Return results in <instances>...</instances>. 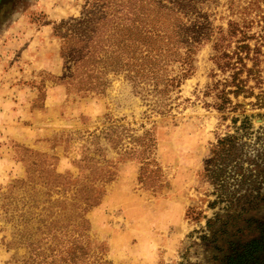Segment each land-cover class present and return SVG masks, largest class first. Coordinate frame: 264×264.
<instances>
[{
    "label": "rangeland",
    "instance_id": "374dc122",
    "mask_svg": "<svg viewBox=\"0 0 264 264\" xmlns=\"http://www.w3.org/2000/svg\"><path fill=\"white\" fill-rule=\"evenodd\" d=\"M93 1L0 0V264H223L201 236L224 249L264 237V61L252 96L218 113L228 73L207 28L256 21L263 0H170L192 6L175 11L174 42L140 29L128 58L113 14L90 42L70 32ZM141 43L148 59L133 60ZM243 116L219 187L206 160Z\"/></svg>",
    "mask_w": 264,
    "mask_h": 264
},
{
    "label": "trees",
    "instance_id": "16d2710c",
    "mask_svg": "<svg viewBox=\"0 0 264 264\" xmlns=\"http://www.w3.org/2000/svg\"><path fill=\"white\" fill-rule=\"evenodd\" d=\"M93 2L94 3H92L86 11V14H84V17L75 20V24L72 25L73 29L70 32L74 35L80 34L77 39L81 43L90 42L93 36L95 37L97 32L104 28L101 23L102 19L100 15L104 13L105 15L103 16L107 18L110 14H113L114 31L117 30L118 33H125L129 30L126 34H121L123 35L121 37L122 43H120L121 45H117L118 49L121 52L123 51V56H126L125 53L130 46H135L137 44L136 41L130 39V35L140 31V29L145 28V34L143 33L141 35L145 36L147 39H151L152 36L155 35V37L160 39H168V43L174 42V36L177 32L174 26L179 21L173 19L174 26H171L170 23L175 11L177 12V10H183L185 8L192 10V6L190 5L182 4L177 7L176 3L170 4V0H167V4L171 5L170 7L161 5V8V3L158 0H119L112 4H102L101 0H94ZM255 4L256 2H251L248 7L244 8V14H246L248 10L252 11V7ZM262 4L264 5V0ZM111 6L112 8L109 9ZM256 8L259 9L258 7ZM158 9H162L163 11L167 9L165 15L159 13L157 11ZM249 11L247 13H249ZM257 16L256 21H244L242 24L229 22L226 30L217 29L215 33L212 32V28H207V38L212 36V34H216V39L213 44L214 54L212 62L217 70L222 73H228L224 83L219 82V85L223 88L216 92L215 100L217 103L215 104V110L218 113H223L228 108L233 111L237 107H241L238 103L232 105L230 97L237 99L239 96L244 98L252 96V88L247 85L249 79H252L255 85L259 83V68L260 64L264 61V11L261 10L260 15ZM252 24H255L259 29L258 32L249 33ZM193 25L194 24L190 26ZM58 36L62 39L63 43L68 41V39H66L67 35ZM117 44H119V42ZM143 45H145V43H141L139 47H137V55L133 53V60L144 61L148 59L150 52L148 47ZM187 55L188 53L181 59L183 65H188ZM248 63H250V66H248ZM261 99V97H257L254 106H262ZM231 121L233 125H236L237 119H231ZM239 123L240 125L235 128L234 135H225L216 140V143L212 145L210 149L209 158L206 160V172L204 176L216 182L219 187H221L222 183H218L220 179L218 176L224 171V167L227 166V164L224 165V157H227L230 151L239 149L241 146V144H239L240 136L245 135L250 129L251 124L247 116H243ZM219 162H222L224 166H218ZM238 216L240 215L230 216L229 218L233 219ZM250 226L249 228H252V225ZM254 231H258L261 235H264V232L261 231L258 226L253 229V232ZM218 232L220 235L226 233L224 230ZM237 232H239V229H237ZM216 233L217 232H214L210 239L204 235L201 236L200 242L204 249L212 248L219 252L226 251L224 253L222 252L224 254L221 258L223 264H259L257 255L260 252L261 243L264 244V237L261 238L262 240H253L245 244L238 243L236 245L226 241L224 242V246H226L224 249V247L218 246L217 242L221 239L219 240L216 237Z\"/></svg>",
    "mask_w": 264,
    "mask_h": 264
}]
</instances>
